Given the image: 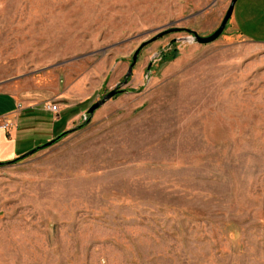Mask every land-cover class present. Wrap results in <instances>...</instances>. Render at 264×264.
Instances as JSON below:
<instances>
[{
	"label": "rangeland",
	"instance_id": "374dc122",
	"mask_svg": "<svg viewBox=\"0 0 264 264\" xmlns=\"http://www.w3.org/2000/svg\"><path fill=\"white\" fill-rule=\"evenodd\" d=\"M228 3L0 0V91L78 108L0 164V264H264V0L188 31Z\"/></svg>",
	"mask_w": 264,
	"mask_h": 264
},
{
	"label": "crops",
	"instance_id": "0c3cea01",
	"mask_svg": "<svg viewBox=\"0 0 264 264\" xmlns=\"http://www.w3.org/2000/svg\"><path fill=\"white\" fill-rule=\"evenodd\" d=\"M50 97L30 101L0 91V162L11 161L68 128L78 108L67 98L55 102L47 100ZM48 103L56 105L57 115L45 109ZM4 122L9 125L2 128Z\"/></svg>",
	"mask_w": 264,
	"mask_h": 264
},
{
	"label": "water",
	"instance_id": "95a60500",
	"mask_svg": "<svg viewBox=\"0 0 264 264\" xmlns=\"http://www.w3.org/2000/svg\"><path fill=\"white\" fill-rule=\"evenodd\" d=\"M236 0H229V3H228V6L218 24V26L211 32L209 33L208 35H205V36H200L198 35L195 31H192V30H188L189 33L192 34V38L193 40L196 42V43H199V44H204V43H208V42H211L213 41L214 39H216L220 33L222 32L223 28H224V25L225 23L227 22V20L229 19V17L231 16V12H232V8H233V4ZM160 34H157V36H159ZM156 36L150 38L149 40L143 42L140 46H138L132 56H131V60H130V63L129 65L127 66V70H126V74H125V77L130 73V69H131V66L133 65L134 61H135V57H136V54H137V51L138 49L144 45L145 43H147L148 41H152L155 39ZM124 77L123 79V82L122 83H125L126 82V78ZM122 89H116V88H113V89H110L107 93H105L100 99L92 102L86 109H85V113L84 115H87V117H89L94 110H96L104 101H106L107 99L111 98L114 94L116 93H119L121 92ZM84 120H86V116L84 117ZM73 128H70V129H65L63 131H60L59 133H57L53 138L49 139L48 141L42 143V144H39L37 146H34L33 148L29 149L27 152L21 154L19 157L15 158V159H18V158H21V157H24L26 155H28L29 153L37 150V149H40V148H43L47 145H50L52 144L53 142L57 141L59 138H61L62 136H64L67 132H69L70 130H72ZM15 159L11 160V161H14ZM3 163H8V162H0V164H3Z\"/></svg>",
	"mask_w": 264,
	"mask_h": 264
},
{
	"label": "built area",
	"instance_id": "2783aa9c",
	"mask_svg": "<svg viewBox=\"0 0 264 264\" xmlns=\"http://www.w3.org/2000/svg\"><path fill=\"white\" fill-rule=\"evenodd\" d=\"M45 109H47V110H50V111H55L56 110V105L55 104H45ZM9 125V123L8 122H4V123H2L1 124V127L2 128H5V127H7Z\"/></svg>",
	"mask_w": 264,
	"mask_h": 264
},
{
	"label": "trees",
	"instance_id": "16d2710c",
	"mask_svg": "<svg viewBox=\"0 0 264 264\" xmlns=\"http://www.w3.org/2000/svg\"><path fill=\"white\" fill-rule=\"evenodd\" d=\"M173 53H174V49L171 51V54L173 55Z\"/></svg>",
	"mask_w": 264,
	"mask_h": 264
}]
</instances>
